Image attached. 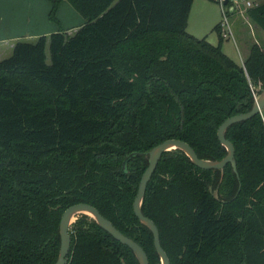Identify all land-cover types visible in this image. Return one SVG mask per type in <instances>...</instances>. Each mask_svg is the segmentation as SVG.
<instances>
[{"label": "trees", "instance_id": "trees-1", "mask_svg": "<svg viewBox=\"0 0 264 264\" xmlns=\"http://www.w3.org/2000/svg\"><path fill=\"white\" fill-rule=\"evenodd\" d=\"M46 1L48 30L0 59V264H52L60 215L79 202L159 264L132 212L146 151L175 138L200 158L223 157L216 129L264 87V47L251 42L238 65L218 23L215 44L187 33L192 0ZM244 13L264 33V1ZM224 137L237 177L226 163L219 181L170 149L146 182L140 209L169 264H264V107ZM68 233L64 264H137L86 214Z\"/></svg>", "mask_w": 264, "mask_h": 264}, {"label": "water", "instance_id": "water-1", "mask_svg": "<svg viewBox=\"0 0 264 264\" xmlns=\"http://www.w3.org/2000/svg\"><path fill=\"white\" fill-rule=\"evenodd\" d=\"M223 8L226 10L227 0H222ZM253 101L250 108L244 112L233 114L227 118H225L216 129V137L221 146L225 149V154L220 159H208V158H200L198 157L192 148L179 139L168 138L165 139L156 145L152 146L150 149L146 151V166L143 169L138 183L134 198L132 200V212L138 222L145 226L152 238V245L154 251L159 259V264H169L168 259L162 250L159 239L158 232L154 225V223L144 216L140 209V203L144 194L145 185L148 181L155 165L164 151H168L170 149H179L184 153V155L188 158V160L196 167L201 169H217L219 170V181L221 179L223 173V166L226 163H229L232 172L237 177L235 161L233 158V146L232 144L224 137V132L226 128L232 123L245 120L250 116L254 115L257 112H260L264 107V87L257 86L252 91ZM133 153H129L126 157L128 158ZM124 162H122L121 167H123ZM210 191V187H208ZM210 194L213 198H217V189L214 188L210 191ZM88 215L96 225H98L101 229L107 232L113 239L120 242L121 244L127 246L132 252L137 264H148L147 257L143 249L130 237L122 234L118 229H116L109 220L104 218L99 212L91 205L83 202L74 203L66 207L59 218L58 222V236H59V244L57 250V256L55 261L52 264H64L65 256L69 249L70 237L68 233V227L71 222L75 219V217L79 214Z\"/></svg>", "mask_w": 264, "mask_h": 264}, {"label": "rangeland", "instance_id": "rangeland-1", "mask_svg": "<svg viewBox=\"0 0 264 264\" xmlns=\"http://www.w3.org/2000/svg\"><path fill=\"white\" fill-rule=\"evenodd\" d=\"M248 1V0H245ZM257 2L256 0H250ZM236 18L244 24L247 20L244 13L242 1H237L235 4ZM48 3L46 0H0V59L7 57L11 52L13 43L17 40L33 41L37 35L32 34L34 31H47L49 23L45 19V12ZM59 17L63 21L69 20L67 15L71 10L65 2H61L58 7ZM221 11L216 1L209 0H192L186 20L185 31L191 35L202 37L211 44L217 42V33L212 30L214 23L221 19ZM227 19V17H226ZM44 22V23H43ZM229 26V19H227ZM73 29L67 32H72ZM192 32V33H190ZM47 34V33H44ZM259 35L257 31L254 32ZM227 36L222 39L224 48L230 55L229 58L239 62L233 42H236L235 37ZM259 43L264 45V38L259 35ZM242 46L239 42L237 43Z\"/></svg>", "mask_w": 264, "mask_h": 264}, {"label": "crops", "instance_id": "crops-1", "mask_svg": "<svg viewBox=\"0 0 264 264\" xmlns=\"http://www.w3.org/2000/svg\"><path fill=\"white\" fill-rule=\"evenodd\" d=\"M209 1L214 2L216 0H209ZM248 1L250 3V5L248 7H250L253 4L263 2L264 0H258V1L256 0L257 2H252L250 0H248ZM246 8L247 7H245L244 10ZM226 9L228 10V14L226 17H227V19H229V28H230V30H232L233 36L236 39V42L235 41L233 42L235 50H236V54L239 58V62H236V64L242 65L243 59L247 53L248 45L251 42H255L261 46V44L259 43V39H260L259 35H260V37L264 38V33L256 25H254L248 19V17L246 15H245V17H246L245 20H247L245 22L246 25H244L241 22V20L239 21L235 16L236 15V12H235L236 9H235L234 3L227 5ZM216 23H219V21H217ZM216 23H214V24H216ZM219 30H220V27H219ZM255 31H257L259 33L258 36H256L254 34ZM190 33H192V32H190ZM193 36H195V34ZM195 37H198V36H195ZM223 38H225V37H223ZM238 42L242 45L241 47L237 44ZM220 46H221L222 52L226 56L230 57V55L228 54V52L224 48V44L222 43V41H221ZM261 47H264V45H262ZM233 61L235 62V60H233Z\"/></svg>", "mask_w": 264, "mask_h": 264}, {"label": "built area", "instance_id": "built-area-1", "mask_svg": "<svg viewBox=\"0 0 264 264\" xmlns=\"http://www.w3.org/2000/svg\"><path fill=\"white\" fill-rule=\"evenodd\" d=\"M230 3H236L239 0H227ZM243 2L244 6L248 7L250 5L249 1H245V0H240ZM216 2L218 3L219 7H220V11H221V19L219 20L218 26L220 27L219 30V35L223 38V37H227V36H232L231 35V30L228 26V22L225 16V10L223 8V4H222V0H216Z\"/></svg>", "mask_w": 264, "mask_h": 264}]
</instances>
